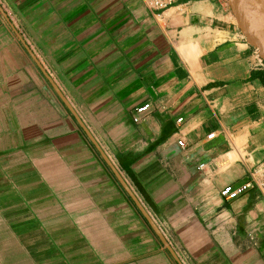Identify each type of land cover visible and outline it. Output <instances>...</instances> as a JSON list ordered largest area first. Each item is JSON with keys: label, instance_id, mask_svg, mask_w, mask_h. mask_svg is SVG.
<instances>
[{"label": "crops", "instance_id": "crops-1", "mask_svg": "<svg viewBox=\"0 0 264 264\" xmlns=\"http://www.w3.org/2000/svg\"><path fill=\"white\" fill-rule=\"evenodd\" d=\"M262 74L233 0H0V264H264V199L221 195L264 167Z\"/></svg>", "mask_w": 264, "mask_h": 264}, {"label": "water", "instance_id": "water-1", "mask_svg": "<svg viewBox=\"0 0 264 264\" xmlns=\"http://www.w3.org/2000/svg\"><path fill=\"white\" fill-rule=\"evenodd\" d=\"M234 8H235V15L239 24V27L243 34L246 36L249 44L256 48L259 52L260 58L264 62V0H233ZM49 79V77L47 76ZM50 80V79H49ZM53 84V83H52ZM55 90L63 100V102L66 104V106L69 108V110L73 113L74 116H76L75 112L72 110L68 102L65 100V98L62 96L60 91L55 87L53 84ZM78 122L80 126L85 130V132L88 134L91 141L97 146L95 140L93 137L89 134L83 123H81L78 119ZM100 150V149H99ZM103 158L105 161L109 164L111 168L115 171L117 177L119 178L120 182L128 192V194L132 197V199L135 201L137 206L140 208L142 213L144 214L145 218L148 220L156 234L159 236V238L162 240V242L167 246L168 250L173 254V256L176 258L175 254L172 252L171 248L168 246L167 242L165 241L162 233L158 229V227L155 225L153 220L150 218V216L147 214L145 209L142 207L140 202L137 200V198L134 196L131 189L128 187V185L125 183L123 178L120 176V174L117 172V170L114 169L112 163L108 159V157L101 151Z\"/></svg>", "mask_w": 264, "mask_h": 264}, {"label": "built area", "instance_id": "built-area-1", "mask_svg": "<svg viewBox=\"0 0 264 264\" xmlns=\"http://www.w3.org/2000/svg\"><path fill=\"white\" fill-rule=\"evenodd\" d=\"M185 0H145L147 6L153 11H165L168 8L182 2ZM151 108L150 104H145L144 106L137 109V117L135 122H140L142 116L149 111ZM183 146L182 142L179 143ZM204 165H201V168ZM256 190L259 195L264 199V167L258 166L253 169L249 174V181L239 187L226 186L222 191L221 195L228 200H234L241 196L242 194L250 191Z\"/></svg>", "mask_w": 264, "mask_h": 264}, {"label": "trees", "instance_id": "trees-1", "mask_svg": "<svg viewBox=\"0 0 264 264\" xmlns=\"http://www.w3.org/2000/svg\"><path fill=\"white\" fill-rule=\"evenodd\" d=\"M262 78L264 79V74H262Z\"/></svg>", "mask_w": 264, "mask_h": 264}]
</instances>
